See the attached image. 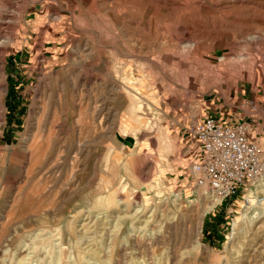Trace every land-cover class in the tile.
<instances>
[{"label": "rangeland", "instance_id": "374dc122", "mask_svg": "<svg viewBox=\"0 0 264 264\" xmlns=\"http://www.w3.org/2000/svg\"><path fill=\"white\" fill-rule=\"evenodd\" d=\"M207 109L264 152V0H0V264H264V207L192 199Z\"/></svg>", "mask_w": 264, "mask_h": 264}, {"label": "built area", "instance_id": "2783aa9c", "mask_svg": "<svg viewBox=\"0 0 264 264\" xmlns=\"http://www.w3.org/2000/svg\"><path fill=\"white\" fill-rule=\"evenodd\" d=\"M185 131L196 146L189 165L192 199L203 192L212 209L232 200L241 210L261 206L263 211L264 152L251 137L250 124L209 114L189 121Z\"/></svg>", "mask_w": 264, "mask_h": 264}, {"label": "crops", "instance_id": "0c3cea01", "mask_svg": "<svg viewBox=\"0 0 264 264\" xmlns=\"http://www.w3.org/2000/svg\"><path fill=\"white\" fill-rule=\"evenodd\" d=\"M209 114H213L212 113H209L208 112V109L203 111V116H206V115H209ZM213 115H216L217 117H219L220 119H225L226 117H224V115H220L219 113H215ZM203 116H200L203 117ZM191 121V120H190ZM187 125L186 124H183V125H180L177 132H180L182 133V140L181 142H183V136L186 137L185 141L183 143L184 146H183V155H184V160H187V164H186V169H188V173H189V165L194 161L196 160V156H195V152H196V146H195V143L193 142L192 138L189 136V134L185 131V126ZM184 178V177H183ZM188 178H189V174H188Z\"/></svg>", "mask_w": 264, "mask_h": 264}, {"label": "bare ground", "instance_id": "6f19581e", "mask_svg": "<svg viewBox=\"0 0 264 264\" xmlns=\"http://www.w3.org/2000/svg\"><path fill=\"white\" fill-rule=\"evenodd\" d=\"M38 130H39V127H38ZM261 210H262V209H261V206H258L256 209H253V210L250 211V212H248V211L242 209V210H241V214H242V213L245 214V215L248 216V217L250 218V220H251V219H253V218H257V217L262 213ZM234 223H235L234 226H236V225L238 224L237 222H234Z\"/></svg>", "mask_w": 264, "mask_h": 264}]
</instances>
